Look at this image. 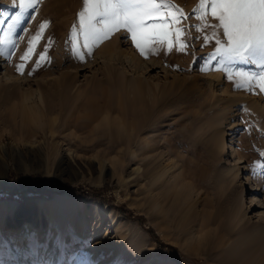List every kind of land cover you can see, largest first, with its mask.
<instances>
[{"label":"rangeland","instance_id":"obj_1","mask_svg":"<svg viewBox=\"0 0 264 264\" xmlns=\"http://www.w3.org/2000/svg\"><path fill=\"white\" fill-rule=\"evenodd\" d=\"M11 3L0 0V9ZM170 3L188 17L181 21L187 29L181 40L192 47L183 52L173 30L171 51L167 42L153 37L141 55L121 28L91 50L82 47L81 37L82 59L77 57L71 29L79 26L84 0H40L24 30L13 35L15 47L0 46L11 54L0 62V251L7 256L16 248L28 250L32 240L33 253L26 254L32 264H247L234 251L239 245L264 264L259 257L264 241L249 234L241 240L254 225L264 224V133L252 127L229 131L230 123L250 116L242 94L264 107L259 77L253 91L237 89L240 78L233 74L228 80L218 58L205 63L215 41L202 46L193 38L210 35L211 29L198 33L189 27L203 23L195 11L200 0ZM206 19L217 23L210 10ZM44 21L49 23L42 38L22 61L28 40ZM0 29L6 31L7 24ZM48 38L52 43L36 68ZM0 39H6L3 31ZM128 51L148 64L142 70L129 67ZM68 57L75 64L60 63ZM229 67L260 71L254 64ZM217 74L216 82L212 75ZM64 76L72 80L75 101L67 114L56 97L62 95L58 78ZM34 91L42 104L22 116L23 97ZM112 140L116 146L105 156ZM103 162L107 167L101 171ZM63 186L76 197L57 195ZM34 189L53 196L20 200L19 194ZM12 192V199L4 197ZM146 208L175 246L162 243L146 226ZM40 219L49 230L42 239L30 227Z\"/></svg>","mask_w":264,"mask_h":264},{"label":"snow or ice","instance_id":"obj_2","mask_svg":"<svg viewBox=\"0 0 264 264\" xmlns=\"http://www.w3.org/2000/svg\"><path fill=\"white\" fill-rule=\"evenodd\" d=\"M39 2L40 0H12L10 5L0 9V25L7 24L6 31L0 29L6 37L0 39V46L10 44L15 47L13 35L17 29L21 32L24 30L22 26H26V22L32 19L31 13L35 12ZM209 10L217 23L207 22ZM195 11L201 13L197 20L203 23L189 27H194L198 33L210 28L211 34L205 33L202 37L193 39H201L202 46L215 41V51L209 54L205 63L218 58V63L222 70L226 71L228 80H232L233 74L240 78L235 84L237 89L247 88L248 91H253L254 82L259 77L258 87L264 92V0H200ZM153 17L159 19L151 20ZM187 18L182 9L171 4L170 0H84L83 10L79 13V26L74 24L71 29L72 50L82 59L77 48L81 37L82 47L91 50L112 33L124 28L131 34L132 43L141 55H145V44L153 37L167 42L171 51L170 37L173 30L179 44L178 51L183 52L186 47H192L181 40V36L187 32L181 21ZM149 20L151 22L147 23ZM48 23H41L39 30L30 37L28 50L20 57L22 61L30 57L34 42L38 43L42 38ZM51 43L52 39L48 38V45L40 53L36 68H39L40 61L45 59ZM5 55L10 58L11 54L0 47V56ZM233 64H254L260 71L246 72L229 67ZM17 71L22 72V65H17ZM261 156H264V153H261Z\"/></svg>","mask_w":264,"mask_h":264},{"label":"bare ground","instance_id":"obj_3","mask_svg":"<svg viewBox=\"0 0 264 264\" xmlns=\"http://www.w3.org/2000/svg\"><path fill=\"white\" fill-rule=\"evenodd\" d=\"M108 57L112 58V55H108ZM0 59H2L1 56H0ZM124 59H126V61H128L127 63L129 65V67L136 68V69H141L142 70V68L148 64V63H145L144 61H141L138 58H136V56L134 54H132L131 51H128L127 55L124 56ZM0 62H2L1 65H3L5 60L2 59V61H0ZM60 63L61 64H68V65L72 66L73 64H75V60L72 59L71 57H68L66 59H60ZM1 65H0V68H2ZM4 69H5V73L3 74L4 81L5 82L6 81L9 82V79H10L11 76L6 73V71H7L6 70V66L4 67ZM212 77H213V80L216 81L219 78V74H217L215 76L212 75ZM58 80L60 82L59 83V88H60V91H61L62 95L60 97H58V96H56V97L60 101L63 102V105H61V107H62L61 111L63 113L67 114V112L71 109V107L73 106V104L75 102L74 101V96L71 95V91H70L72 89V84L73 83H72L71 78L67 77V76L58 78ZM0 84H1V82H0ZM33 93L32 94H26L23 97V98H25V100H24L25 104H26V102H27V104L22 107V110H21L22 111V116H25L27 111H30L31 113L32 112L34 113V109L38 108L42 104V97L40 96L39 92L34 91ZM242 95H243V100H245V102H247L249 104V108H251L250 112H249L250 116H249V118H247V119H245L243 121H236V122L230 123L231 127L229 128V131H231V130L233 131L234 129H243V128H246V127H252V128L255 129V131L258 134L261 133V132L264 133V131H263L264 130V107L262 106L261 103H258L255 99L250 98L249 96H247L245 94H242ZM30 100H33V102L29 104L28 101H30ZM36 114H37V112H36ZM119 139L122 140V138H119ZM222 139H223V137H222V134H221L220 138H218V141H216V142H218L219 146H221L222 143H223ZM113 140L111 141L110 149H107L106 152L104 151L105 153L103 152L105 154V156H108L111 148L114 149V147L116 146V145H114L116 143H114L115 141L113 142ZM117 143H121V142H117ZM105 164H106V162H103L101 164V171H103ZM105 167H107V166H105ZM119 199H121L122 202L130 201V199H128L127 197H120ZM130 206L132 207V204H130ZM144 214H145L146 219L148 220V222L146 223V226L153 227L157 231V236L159 237L161 242L174 245V243H171L166 238V236H165L166 233L164 232V230H161L160 227L156 226L155 217H153L152 211L150 209L146 208ZM47 226H48L47 223L45 224L41 219L38 220L35 223H31L30 227H31V230H33L32 235H35L38 239H42V238L46 237L47 231H49ZM146 226H144V227L146 228ZM253 227L254 228L251 229V231L249 233L246 231L244 234H242L241 240L245 239V236H248V234H249V235H253L255 238H257V240H263L264 241V224H257V225H254ZM12 228H13V226H12ZM29 244H30V247H28V250H23V249L16 248L14 253L10 254L9 256H7V251H0V255H2L1 258H0V264H15V263L16 264H32L29 261L26 262V254L33 253V250H31V249L34 248L32 240L30 241ZM241 245L243 246V243ZM245 247L246 246H244V248ZM246 248L245 249H241V246L238 245V246H236L234 251L235 252H239L241 258L244 260V262H247V264H257L255 262L256 259L250 257V254H251L250 253V248H247V249ZM239 249H240V251H239ZM137 250H138V248H137ZM138 251H140V250H138ZM263 251H261V253H259V257L260 258L262 257L264 259V252ZM141 254L139 256V257H141L140 259L141 260H145L146 256H143ZM7 258H11V260H7ZM168 262L170 263V261H168ZM259 262H258V264H260ZM145 263H146V261H145Z\"/></svg>","mask_w":264,"mask_h":264},{"label":"trees","instance_id":"obj_4","mask_svg":"<svg viewBox=\"0 0 264 264\" xmlns=\"http://www.w3.org/2000/svg\"><path fill=\"white\" fill-rule=\"evenodd\" d=\"M65 192H67L70 196H74V197H76L75 195L77 194V193H73V191L70 190L68 186H65V187L63 186V189H62L61 193H58L57 195L65 193ZM14 194L15 193L12 192V193L6 194L4 197L7 198V199H12V197H14ZM92 195L94 197L97 196L94 193ZM18 196H19V198H20V200L22 202H26V201H29L30 199H36V198H51L53 195L51 193H46V195H45L40 190L34 189V190L29 191L28 193L19 194ZM82 196H84V195H82ZM1 197L2 196H0V198ZM84 197H86L87 199L89 198V196H86V195ZM102 202L105 205H107L109 207H112V202L111 201L102 200ZM116 210L119 211L128 220L129 219H133L131 214H126L121 208H118ZM147 233L149 234L150 238L153 239V241L160 246V248L163 247V244L160 243V241L157 239V237L154 235V233L151 230H147ZM168 248L171 249L173 252H175V249L172 246H170V247L168 246Z\"/></svg>","mask_w":264,"mask_h":264}]
</instances>
